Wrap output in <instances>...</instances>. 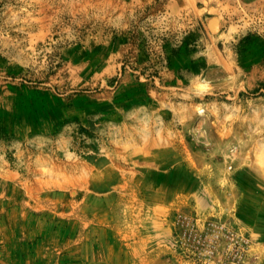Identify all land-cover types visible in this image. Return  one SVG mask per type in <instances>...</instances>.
<instances>
[{"label":"rangeland","instance_id":"obj_1","mask_svg":"<svg viewBox=\"0 0 264 264\" xmlns=\"http://www.w3.org/2000/svg\"><path fill=\"white\" fill-rule=\"evenodd\" d=\"M0 264H264V0H0Z\"/></svg>","mask_w":264,"mask_h":264},{"label":"bare ground","instance_id":"obj_2","mask_svg":"<svg viewBox=\"0 0 264 264\" xmlns=\"http://www.w3.org/2000/svg\"><path fill=\"white\" fill-rule=\"evenodd\" d=\"M148 160V159H147ZM146 191V190H145ZM151 197V196H150Z\"/></svg>","mask_w":264,"mask_h":264}]
</instances>
